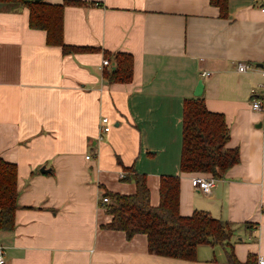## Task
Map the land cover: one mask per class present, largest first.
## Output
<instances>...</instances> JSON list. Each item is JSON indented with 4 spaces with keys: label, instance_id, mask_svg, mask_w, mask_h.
Instances as JSON below:
<instances>
[{
    "label": "crops",
    "instance_id": "obj_1",
    "mask_svg": "<svg viewBox=\"0 0 264 264\" xmlns=\"http://www.w3.org/2000/svg\"><path fill=\"white\" fill-rule=\"evenodd\" d=\"M43 1L79 2L64 7L63 42L93 51L64 54L29 27L27 8L0 6V157L16 165L18 190L4 264H228L227 245L199 246L190 262L102 229L103 192H135L124 167L146 176L152 207L161 176H178L180 215L229 222L238 262L264 260V113L250 108L253 91L264 95V0H227L225 17L211 0ZM117 53L133 58L128 84L103 77ZM199 81L240 159L206 196L179 170L183 101ZM104 117L112 128L100 135Z\"/></svg>",
    "mask_w": 264,
    "mask_h": 264
},
{
    "label": "trees",
    "instance_id": "obj_2",
    "mask_svg": "<svg viewBox=\"0 0 264 264\" xmlns=\"http://www.w3.org/2000/svg\"><path fill=\"white\" fill-rule=\"evenodd\" d=\"M211 3L219 8L222 17L226 16L227 0H211ZM67 4L77 5L79 2L54 5L43 0H0V6L27 8L29 27L45 31L47 45L61 47L64 54L93 51L90 48L68 46L63 42V12ZM114 61L115 69L105 71L103 77L110 84L130 83L133 78L132 56L117 53ZM260 99L264 100V95ZM229 139L224 115L208 111L202 96L183 101L180 172L223 179L240 160L239 150L227 147ZM123 172L120 181L133 182L135 192L132 195L103 192L101 199L106 197L109 200L103 207L106 215L110 216V222L102 225V229L122 231L128 240L135 235H145L150 254L190 262L196 261L199 246L227 245V263L240 264L228 244L234 234L229 222L214 219L205 212L180 215L178 176H161L159 204L152 207L146 176L132 168L124 167ZM17 208V167L0 157L1 232L13 231Z\"/></svg>",
    "mask_w": 264,
    "mask_h": 264
},
{
    "label": "built area",
    "instance_id": "obj_3",
    "mask_svg": "<svg viewBox=\"0 0 264 264\" xmlns=\"http://www.w3.org/2000/svg\"><path fill=\"white\" fill-rule=\"evenodd\" d=\"M262 12H264V8L262 9ZM103 66L107 67L110 65V62L108 59H105L102 62ZM239 72H245L248 69H250V66H248L245 63H241L237 66ZM208 75L206 73H202V76ZM252 95H255V92H252ZM250 108L253 112L258 113H264V100L260 98H252L250 101ZM100 135L107 134L112 128V125L110 124L108 118H102L100 122ZM263 137H264V130H263ZM88 158V157H87ZM124 174L122 173L120 175V178H122ZM190 185L193 189H195L197 192H199L202 195H208L210 194L213 187L216 185V179L209 175L204 174H196L190 179ZM108 198L104 197L102 198V204L108 203ZM4 251L3 248H0V264H4ZM258 264H264L263 259H259Z\"/></svg>",
    "mask_w": 264,
    "mask_h": 264
},
{
    "label": "water",
    "instance_id": "obj_4",
    "mask_svg": "<svg viewBox=\"0 0 264 264\" xmlns=\"http://www.w3.org/2000/svg\"><path fill=\"white\" fill-rule=\"evenodd\" d=\"M259 66L262 67V65H259ZM202 91H203V85H202V82L199 81L198 85L196 87L195 93H194L195 97H200L202 95ZM260 127H261V124H259V128ZM49 172H50V170H46L44 167L41 168V170H40L41 174H48Z\"/></svg>",
    "mask_w": 264,
    "mask_h": 264
}]
</instances>
